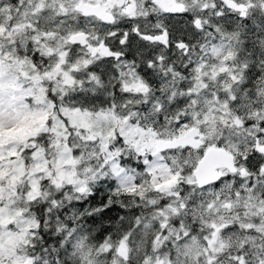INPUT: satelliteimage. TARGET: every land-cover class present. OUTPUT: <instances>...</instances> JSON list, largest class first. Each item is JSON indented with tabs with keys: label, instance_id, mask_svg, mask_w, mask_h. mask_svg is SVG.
Wrapping results in <instances>:
<instances>
[{
	"label": "snow or ice",
	"instance_id": "obj_1",
	"mask_svg": "<svg viewBox=\"0 0 264 264\" xmlns=\"http://www.w3.org/2000/svg\"><path fill=\"white\" fill-rule=\"evenodd\" d=\"M0 264H264V0H0Z\"/></svg>",
	"mask_w": 264,
	"mask_h": 264
},
{
	"label": "trees",
	"instance_id": "obj_2",
	"mask_svg": "<svg viewBox=\"0 0 264 264\" xmlns=\"http://www.w3.org/2000/svg\"><path fill=\"white\" fill-rule=\"evenodd\" d=\"M103 195H104V192H101V193H100V196H103ZM98 199H99V197L97 198V200H98Z\"/></svg>",
	"mask_w": 264,
	"mask_h": 264
}]
</instances>
